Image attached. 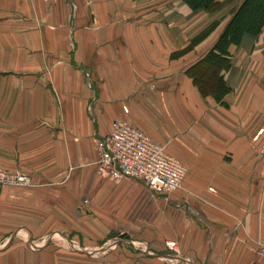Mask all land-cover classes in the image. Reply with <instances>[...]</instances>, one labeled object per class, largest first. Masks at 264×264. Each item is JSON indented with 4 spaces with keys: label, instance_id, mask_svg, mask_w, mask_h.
Instances as JSON below:
<instances>
[{
    "label": "crops",
    "instance_id": "crops-1",
    "mask_svg": "<svg viewBox=\"0 0 264 264\" xmlns=\"http://www.w3.org/2000/svg\"><path fill=\"white\" fill-rule=\"evenodd\" d=\"M217 1L0 0V166L31 178L0 187V264H72V244L182 264L168 242L185 264H264V23L227 45L220 101L185 72L244 2ZM118 119L184 163L181 189L96 173Z\"/></svg>",
    "mask_w": 264,
    "mask_h": 264
},
{
    "label": "built area",
    "instance_id": "built-area-1",
    "mask_svg": "<svg viewBox=\"0 0 264 264\" xmlns=\"http://www.w3.org/2000/svg\"><path fill=\"white\" fill-rule=\"evenodd\" d=\"M96 149L95 165L99 175L136 178L153 193L165 197L182 188L187 171L184 163L170 154L165 144L155 141L129 122L114 121ZM29 183L30 176L25 171H9L0 166V187ZM172 244L168 242L169 248L177 251ZM257 253L264 260V244Z\"/></svg>",
    "mask_w": 264,
    "mask_h": 264
},
{
    "label": "trees",
    "instance_id": "trees-1",
    "mask_svg": "<svg viewBox=\"0 0 264 264\" xmlns=\"http://www.w3.org/2000/svg\"><path fill=\"white\" fill-rule=\"evenodd\" d=\"M194 8L212 9L215 0H185ZM264 23V0H244L219 36L213 49L187 71L204 95L221 100L226 91L220 70L228 67L227 45L238 42L244 33L257 34Z\"/></svg>",
    "mask_w": 264,
    "mask_h": 264
},
{
    "label": "rangeland",
    "instance_id": "rangeland-1",
    "mask_svg": "<svg viewBox=\"0 0 264 264\" xmlns=\"http://www.w3.org/2000/svg\"><path fill=\"white\" fill-rule=\"evenodd\" d=\"M185 1V0H184ZM216 1V3H217V6L216 7H214V8H212V9H203V8H194V7H192L187 1H185V3L190 7V9L192 10V11H194V10H202V11H207V12H210V11H214V10H216V9H219V8H221L225 3L224 2H219V1H217V0H215ZM236 10L237 9H235L234 10V13L236 12ZM233 13V14H234ZM232 14V15H233ZM230 21V20H229ZM228 21V22H229ZM228 24V23H227ZM215 26V23L210 27V28H208L205 32H203V34H202V36H201V38L203 39L204 37H205V35L207 34V33H209L208 31L210 30V29H212L213 27ZM225 30V27H224V29L222 30V32ZM222 32H221V34H222ZM220 34V35H221ZM219 35V36H220ZM219 38V37H218ZM218 38H217V40H218ZM196 38H194L193 40H191V42H190V44H189V47L194 43V41H196L195 40ZM216 40V41H217ZM185 51H187V50H185ZM185 51H179V52H176V53H174L173 54V57H177V56H179V55H181V54H183ZM189 68H191L192 69V65L191 66H189V67H187V69H186V73L189 75V73H188V69ZM189 77H191V79H192V76H190L189 75ZM193 80V79H192ZM91 109H92V106H89ZM92 114V113H91ZM114 121H124V120H114ZM113 121V122H114ZM112 122V123H113ZM124 122H127V121H124ZM112 123H111V125H112ZM107 134V133H106ZM106 134H104V135H102L101 137H104ZM100 137V138H101ZM100 138H98L97 140H96V142H95V152H96V147H97V144H98V142L100 141ZM160 143V142H159ZM163 144V143H162ZM97 155V154H96ZM97 158V157H96ZM95 161H96V159H95ZM95 161H94V164H95ZM95 169H96V165H95ZM31 184V178H30V183L28 184V185H30ZM84 202H85V200H83ZM111 240H113V238L111 239ZM109 243H111V241L109 240V241H106L105 243H101L99 246H102V247H104V246H106L107 244H109ZM173 244L171 245V247L172 248H176V246H177V243H175V242H172ZM170 244V243H169ZM64 246H67V245H64ZM98 246V247H99ZM68 248H69V250H71L72 252H73V254H74V257H73V259H72V264H114V258H113V256H107L106 258H104V257H102V256H98V255H95V256H92V254L93 253H85V254H83V252H84V250L78 245V244H72V245H68ZM87 251V250H86ZM85 251V252H86ZM170 252H168L169 254H170V259L171 260H179V263H182V264H185V262H184V260L182 259V258H180V256L179 255H181V254H179V253H181V251L179 252V251H174V250H172V249H170L169 250ZM95 253V252H94ZM101 254H103V253H101ZM179 254V255H178ZM138 257H139V255H138ZM141 258H143V257H141ZM135 260V261H134ZM126 264H147L143 259H140V257L139 258H130V257H128V259L126 258ZM154 264H162V262L160 261V260H158V261H155L154 262Z\"/></svg>",
    "mask_w": 264,
    "mask_h": 264
}]
</instances>
